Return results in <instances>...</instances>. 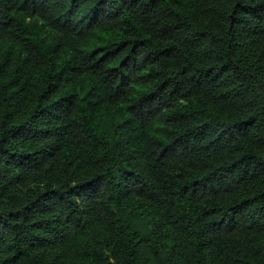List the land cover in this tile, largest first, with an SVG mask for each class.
Masks as SVG:
<instances>
[{
	"label": "trees",
	"instance_id": "1",
	"mask_svg": "<svg viewBox=\"0 0 264 264\" xmlns=\"http://www.w3.org/2000/svg\"><path fill=\"white\" fill-rule=\"evenodd\" d=\"M223 123L231 147L200 134ZM93 169L92 197L61 183ZM0 255L264 264V3L3 0Z\"/></svg>",
	"mask_w": 264,
	"mask_h": 264
},
{
	"label": "clouds",
	"instance_id": "2",
	"mask_svg": "<svg viewBox=\"0 0 264 264\" xmlns=\"http://www.w3.org/2000/svg\"><path fill=\"white\" fill-rule=\"evenodd\" d=\"M3 0H0V3H2ZM261 3H264V0H260ZM16 3H23V0H16ZM22 16V14H20ZM72 25L74 26V32L81 33L80 40H83L87 42L88 37L92 34L83 24H77L75 20H72ZM102 43V42H101ZM74 46L76 47H82V50L77 53L79 57H84L86 60V63H92L93 61L99 63L100 61L97 59L98 56H107L111 55L110 48L112 45H109L108 47L100 48L99 44L95 45H89L88 47H83L82 45L77 42ZM91 47H97L99 49L98 52L93 53L91 56L88 55V52L91 50ZM124 53H121L120 56H117V60L122 58ZM144 53L141 52L135 59L136 64H140L143 61ZM140 73H133V76L139 75ZM115 85H113L114 88ZM155 87V85H153ZM131 91V89H128ZM237 126H229L227 123L219 124V125H213L210 128H206L201 132L200 134L203 136H206L207 139L217 141L222 144H227L229 147H231L235 141L232 140V137L237 134L236 132ZM222 162H227L226 160ZM100 172L102 170L99 169H93L88 171H81L78 174H73L70 179L62 180L61 183H66L68 185H72L73 187L70 188V191L73 193H78L80 196H87L92 197L93 194H88L91 189H85V185H89L93 182L98 183V185L103 186L107 183L109 179H111L110 176L100 175ZM191 173L190 175H187V179H196L198 181L202 180L207 176L206 172H200L199 174H196L192 172V170H189ZM208 180H211L212 177H207ZM87 181L88 183H85ZM199 190V185L196 186ZM58 195V194H57ZM70 199H77L75 196L69 197ZM77 203H80L79 199H77ZM3 259V256L0 255V260Z\"/></svg>",
	"mask_w": 264,
	"mask_h": 264
}]
</instances>
